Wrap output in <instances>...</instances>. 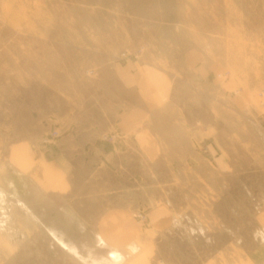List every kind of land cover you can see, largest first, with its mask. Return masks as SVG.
<instances>
[{"label": "rangeland", "instance_id": "obj_1", "mask_svg": "<svg viewBox=\"0 0 264 264\" xmlns=\"http://www.w3.org/2000/svg\"><path fill=\"white\" fill-rule=\"evenodd\" d=\"M189 52L212 67L213 92L229 83L230 108L192 82ZM127 62L170 75L162 113L177 127L223 124L235 168L215 173L201 149L192 171L176 176L171 153L146 160L134 151L109 165L116 177L102 176L117 191L76 212L95 219L124 206L146 228L148 211L166 206L172 223L143 242L154 247L149 264H264V0H0V132L9 142L36 134L46 147L41 137L56 130L58 141L57 127L70 123L95 126L92 141L115 144L109 127L130 94L114 69ZM233 95L247 107L237 109ZM46 114L55 127L40 134ZM28 183L12 175L11 187L0 186V264H111L107 250L93 246L94 224L37 223L29 210L49 218L46 200L33 209L16 203L17 186Z\"/></svg>", "mask_w": 264, "mask_h": 264}, {"label": "crops", "instance_id": "obj_2", "mask_svg": "<svg viewBox=\"0 0 264 264\" xmlns=\"http://www.w3.org/2000/svg\"><path fill=\"white\" fill-rule=\"evenodd\" d=\"M203 59L196 52L186 54L185 64L191 72L192 82L209 89L205 94H210L213 99L215 95L226 98V107L230 108L229 83H219L213 92V69L205 65ZM114 70L116 81L130 94V98H125L124 105L116 110L114 125L109 127L108 132L117 133L116 143L107 146L92 141L90 134L98 130L95 126L78 130L70 123L65 127L58 126L61 137L56 144L46 147L39 146L36 134L30 139L9 142L6 139L8 133L0 132V186L11 187L9 180L12 175L24 178L29 183L17 186L19 198L16 203L33 209L40 198L53 208L48 213L50 219L42 218V212L29 210L37 223L94 224L93 246L106 249L111 264H149L154 247L143 242L150 233L159 234L172 223L173 218L166 206H157L148 211L146 228L140 227L130 209L124 206L107 207L95 219H88L75 209L85 207L86 202L94 207L98 194H114L117 188H110V182L102 176L116 177L118 170L111 167H115L118 159H127L134 151L146 160L159 159L161 155L171 153L174 175L177 176L192 171L196 166L194 161L197 160L198 150L201 149L205 152V163L215 173H231L235 168L234 148L228 141L229 130L219 122L200 126L199 122H195L177 127L163 116V107L173 89V80L166 71L128 62L118 64ZM232 100L237 109L247 107L241 95H233ZM54 118L53 114H46L42 118L46 126L41 128L40 134L55 127L57 119ZM8 121V126L1 127L10 131L11 120ZM80 181L82 184L79 185ZM33 191L36 199L33 197L35 194L29 193ZM258 218L264 229V205L259 210ZM50 229L54 231L55 228ZM138 243H142V246ZM71 245L78 249L75 243Z\"/></svg>", "mask_w": 264, "mask_h": 264}, {"label": "built area", "instance_id": "obj_3", "mask_svg": "<svg viewBox=\"0 0 264 264\" xmlns=\"http://www.w3.org/2000/svg\"><path fill=\"white\" fill-rule=\"evenodd\" d=\"M59 137V132L56 130H51L46 132L42 137L40 142L44 145V146H49L54 144L57 139Z\"/></svg>", "mask_w": 264, "mask_h": 264}]
</instances>
